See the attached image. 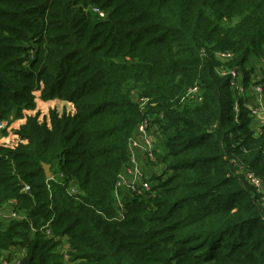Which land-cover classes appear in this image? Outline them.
Instances as JSON below:
<instances>
[{
	"label": "trees",
	"instance_id": "16d2710c",
	"mask_svg": "<svg viewBox=\"0 0 264 264\" xmlns=\"http://www.w3.org/2000/svg\"><path fill=\"white\" fill-rule=\"evenodd\" d=\"M220 51L254 70L264 0H0V121L34 109L36 90L74 108L26 116L24 142L0 146V206L25 216L0 224V256L65 264V240L71 264H264V207L235 165L264 179V125L235 113ZM134 93L155 105L140 110ZM146 115L164 168L120 218L113 184ZM42 163L63 177L47 180Z\"/></svg>",
	"mask_w": 264,
	"mask_h": 264
},
{
	"label": "built area",
	"instance_id": "2783aa9c",
	"mask_svg": "<svg viewBox=\"0 0 264 264\" xmlns=\"http://www.w3.org/2000/svg\"><path fill=\"white\" fill-rule=\"evenodd\" d=\"M100 17L104 16L103 11L98 8H92ZM233 53L220 51L216 53V58L222 63L216 67L217 73L222 77H229L230 86L235 94L234 111L238 113L240 105L244 106L252 118V129L256 133L262 131L264 125V58L257 60L254 70L229 67L224 63L231 59ZM224 62V63H223ZM249 71L248 75L246 74ZM252 73V78H251ZM186 94L201 99L198 86H191L187 89ZM140 110L144 111L148 106H154L155 103L147 97L132 95ZM238 101H242L238 105ZM251 102V104L249 103ZM152 119V118H151ZM7 128L6 121H0V131ZM155 129V125L150 122L149 115H146L139 123H137L134 131L129 136L126 143V161L116 174L113 184L114 206L118 217L123 216L124 200L122 195H135L141 198H149L154 195L153 186L156 184L151 177L145 172L143 165L158 161L157 148L155 142L151 138V134ZM17 141V140H16ZM2 146L14 148L18 141L12 145L10 139L1 143ZM237 172L243 176L245 181L251 185L258 195V202L264 207V179L257 175L252 169L246 167L242 163H236ZM29 189L28 185L23 186V191ZM71 194H75L77 189L74 186L68 188ZM16 217L15 214L12 215ZM24 214H19V218H24ZM49 233V230H47ZM67 246L64 249L63 246ZM69 245L62 240L61 250L63 252V260L65 264H71L67 250ZM27 255L23 249L19 252H6L0 256L1 264H19Z\"/></svg>",
	"mask_w": 264,
	"mask_h": 264
},
{
	"label": "rangeland",
	"instance_id": "374dc122",
	"mask_svg": "<svg viewBox=\"0 0 264 264\" xmlns=\"http://www.w3.org/2000/svg\"><path fill=\"white\" fill-rule=\"evenodd\" d=\"M244 67V66H243ZM241 67V68H243ZM39 93L40 91L39 90H36L34 92V100H35V108L32 109V110H27V109H23L20 113V115H15V113H12L9 117V119H4V121H6V123L8 124L7 128L8 129H3L0 131V146H2V140H7V139H10V143H13L12 145H14L17 141L18 143L20 141H23L24 140H21L19 138V136L17 135L16 133V130L19 128V126L23 123V121L25 122V118L26 116L28 115H34L36 112H38V119L41 121L43 120L44 117H46L47 121H49V118H48V111L51 110V109H55L58 111V113H61L63 110H65L66 112H74V108L72 106V103L71 102H59L57 101V99H52V100H41L39 98ZM233 96H234V99L236 98L235 94L233 93ZM131 98H133V96L131 95ZM242 101H238V105L241 104ZM251 104V102H249ZM2 121V120H1ZM157 133L158 134V131H157V128L154 129L152 135H153V138H154V134ZM2 135L4 137H2ZM158 138L160 139V135H157ZM129 138V137H128ZM17 140V141H16ZM128 140V139H127ZM127 143V142H126ZM125 150H126V145H125ZM163 148H161L160 146L158 147V154L162 155L166 149H164L163 151ZM126 161V160H125ZM124 161V163H125ZM123 163V164H124ZM123 164L120 166V168L123 166ZM143 168L145 170V172L151 177V179L156 183L155 185V188H157V185H158V178L157 176L160 175L163 171V168H164V163L162 161H155V162H151V163H146L143 165ZM119 171V170H118ZM62 174L60 173H57V174H52L51 176H49L47 178V180H52V179H56V178H62ZM76 188V187H75ZM77 189V188H76ZM77 195L80 194V192L78 191L77 189ZM131 194H127V195H122V199L125 200L127 197H129ZM132 196V195H131ZM15 214L16 217H13L12 215ZM19 214H23L22 212H17L16 210L14 209H7V207L4 206H0V224H3L5 225L6 221L8 220H21L23 218H19ZM4 222V223H3ZM49 230V229H47ZM46 230V233L48 234V231ZM64 249H67V246H63ZM25 250V248H18V247H14L13 248H9L8 250L4 251V253L6 252H19L21 250ZM26 251V250H25ZM2 254V255H3Z\"/></svg>",
	"mask_w": 264,
	"mask_h": 264
},
{
	"label": "crops",
	"instance_id": "0c3cea01",
	"mask_svg": "<svg viewBox=\"0 0 264 264\" xmlns=\"http://www.w3.org/2000/svg\"><path fill=\"white\" fill-rule=\"evenodd\" d=\"M57 101H59L58 99H57ZM62 101V102H61ZM59 102H61V103H63V102H66V101H63V100H60ZM23 123H24V121H23ZM22 123V124H23ZM7 126H8V124H7ZM6 129H8V128H6ZM155 129H156V126H155ZM154 131V130H153ZM157 135H159V134H157V133H155L154 134V138H153V135L151 134V138H152V140L155 142V144H156V147H157V149H158V147L160 146L161 147V145H160V139L158 138V136ZM2 137H4L3 135H2ZM6 140V139H5ZM5 140H2L1 142H4ZM162 148V147H161ZM163 151V150H162Z\"/></svg>",
	"mask_w": 264,
	"mask_h": 264
},
{
	"label": "water",
	"instance_id": "95a60500",
	"mask_svg": "<svg viewBox=\"0 0 264 264\" xmlns=\"http://www.w3.org/2000/svg\"><path fill=\"white\" fill-rule=\"evenodd\" d=\"M42 168H43L45 177L48 178L51 175L50 165L47 163H42Z\"/></svg>",
	"mask_w": 264,
	"mask_h": 264
},
{
	"label": "clouds",
	"instance_id": "9594fccd",
	"mask_svg": "<svg viewBox=\"0 0 264 264\" xmlns=\"http://www.w3.org/2000/svg\"><path fill=\"white\" fill-rule=\"evenodd\" d=\"M157 148V147H156ZM158 150V149H157ZM51 176V175H50Z\"/></svg>",
	"mask_w": 264,
	"mask_h": 264
}]
</instances>
